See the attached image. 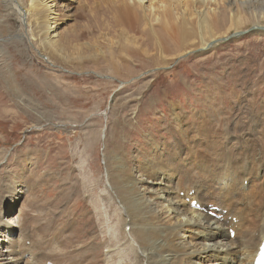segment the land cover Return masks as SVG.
I'll return each mask as SVG.
<instances>
[{
  "label": "rangeland",
  "instance_id": "rangeland-1",
  "mask_svg": "<svg viewBox=\"0 0 264 264\" xmlns=\"http://www.w3.org/2000/svg\"><path fill=\"white\" fill-rule=\"evenodd\" d=\"M233 1H209L212 11L227 7V18L215 27L220 29L214 31L217 38L213 44L217 46L202 53L195 50L183 56L175 55L172 65L166 68L150 66V56L131 63L118 49L114 52L109 49L105 52L107 64L102 61V64H94V68L100 67L96 70L91 68L92 65L82 70L72 67L74 72L58 67L53 70L40 52L19 43L18 38L3 39L6 51L3 66L12 67L14 72L6 71L9 76L6 79L0 74V156H7L0 165V201L4 197V206L12 208V214L20 220L21 230L31 229L32 239L26 241L28 247L10 248L22 255V264H33L32 253L41 250L44 257L39 256L37 259L41 260L34 264H107L108 231L115 218L106 222L99 202L100 199L101 203L103 201L101 188L107 186L106 163L112 157L109 153L124 154L129 168L133 169L159 152L167 154L168 161L173 157L171 144L178 138L181 143L184 141L182 145L187 142V136H183L177 127L176 114H184V124L193 126L191 135L198 140L196 130L215 124L216 120L218 123L227 121L239 113L241 104L244 108L249 100L246 93L251 83L244 79L241 70L245 64L241 63L248 60L251 69H256L252 72L256 77L264 74V34L251 31L256 24L264 26V21L258 23L257 19H252L249 7L232 4ZM57 2L60 36L68 34L70 45L77 43V35L82 40L99 42L101 33L110 40L117 36V31L109 27L112 21L106 24L111 31L95 26V18L90 16L95 0H91L88 8L84 7L87 12L81 9L83 0ZM66 2H69L68 7H64ZM238 13L243 14L242 23L238 25L244 32L234 38L235 28L224 29L229 27L226 22L230 18L236 25L234 16L238 18ZM16 22V18L10 20L12 31L19 29ZM132 34L137 38L140 36ZM143 44L151 50L148 43ZM97 56L95 63L100 57ZM108 63L112 65L109 67ZM127 64H131L132 69L129 75L123 69ZM230 73H235L236 77L227 80ZM134 76L138 77L132 79ZM252 88L257 89L256 105L261 113L264 79L253 83ZM102 128L107 137L105 133L102 137L99 135ZM152 137L162 147L159 152L153 151ZM184 151L185 154L179 157L185 158L184 164L188 163L190 169L195 170V184H200V170H196L199 156L212 155L214 151L208 150L209 154L198 146L186 147ZM22 156L25 160L20 161ZM80 161L85 162L81 165ZM8 177L15 183L16 190L22 189L29 196L25 193L19 200H15V194L7 196L2 183ZM169 178L167 175L166 180ZM188 186L194 184H188L185 192ZM178 199L175 201L179 203ZM179 237L188 240L185 229L180 230ZM98 244L100 247L95 250ZM5 253L7 258L12 256L11 252ZM17 253L14 254L19 256ZM236 259L241 264L244 261L239 256ZM246 263L250 264L248 260Z\"/></svg>",
  "mask_w": 264,
  "mask_h": 264
},
{
  "label": "bare ground",
  "instance_id": "bare-ground-1",
  "mask_svg": "<svg viewBox=\"0 0 264 264\" xmlns=\"http://www.w3.org/2000/svg\"><path fill=\"white\" fill-rule=\"evenodd\" d=\"M209 1L95 0L94 7L92 11L90 10V16L95 18L93 20L95 26L104 31H111L113 28L117 31V36L110 40L106 34L101 33L102 39L99 42L82 40V37L77 35V43L70 45L68 34L60 36V19L58 15L56 16V5L59 3L57 0H0V74L6 79L9 77L6 71L14 72L12 67L3 66V56L6 54L3 39H10L9 37H16L19 43L23 42L40 52L53 70L58 67L74 72L75 66L82 70L91 65L93 66L91 68H94V64H107L105 52L109 49L113 52L118 49L122 56H128L131 63L141 62L140 58L150 56V66L169 67L175 55L183 56L195 50L202 53L217 46L213 44L217 38L214 34L215 27H219L221 20L227 18L225 12L227 7L212 11ZM83 2L81 9L87 12L84 7L88 8L91 0ZM233 3L236 5L238 3L244 8L249 7L252 19H257L258 23L260 20L264 21V0H234ZM68 5L69 2H66L64 7ZM237 16L238 18L234 16L237 19L236 25L231 23L230 18L226 22V26L228 24L229 27L224 31L232 28L237 30L234 33L243 31L238 25L242 23L243 14L238 13ZM13 18L18 22L17 31L11 29L10 20ZM107 22H111L109 24L111 29L106 27ZM251 31L264 34V26L256 24ZM132 33L140 35L139 38ZM144 42L149 44L151 50L146 44L147 48L143 47ZM96 55L100 56L99 58L97 56V63L94 62ZM108 64L109 67L112 65ZM241 64H245L241 73L251 84L246 93L249 96V103L244 104V108L241 104L237 115H232L227 121L220 123L216 120L215 124L206 125L204 129L199 128L196 130L199 138L195 140L191 135L193 126L184 124L186 121L183 113L176 114L177 127L183 136H187V142L182 145L184 141L181 143L179 138L176 139L171 144L173 157L168 161L167 154L159 152L162 147L157 144L154 137L153 151L159 152V155L154 154L150 161L142 162L134 169L129 168L124 154L109 153L112 157H109L108 164L105 162L107 186L101 188L103 201L101 203L100 199L99 202L105 221L111 222V218H115L110 226L107 224L109 226V245L105 250L107 264H241L237 261V256L244 259L242 264H247V260L254 264V257L261 246L264 234V107L261 113H258L257 89H253L252 85L263 80L264 74L260 76L261 78L256 77L252 73L256 69H251L248 60ZM116 66L119 67L118 64ZM130 68L131 64L124 65L125 74L131 73ZM235 73H230L227 80L231 76L236 77ZM137 77L134 76L132 79ZM7 84L12 85L8 82ZM14 91L16 92V89ZM104 133L106 136L104 128L99 130L101 137ZM194 143L196 144L193 146ZM196 146L202 148V151H214L212 155L199 156L196 170H200V184H195L196 178L193 175L195 170L190 169L188 163L184 164L185 158L179 157L185 154L186 147ZM105 157L107 158V154ZM6 158V154L5 157L0 156V165H3ZM19 160L25 159L23 157ZM84 162L80 161L81 165ZM167 175H170L169 181L166 180ZM11 181L8 177L2 183L6 187L4 191L8 193L7 196L15 194V200L22 199L27 192L22 189L16 190L15 183ZM188 184L194 186H188L185 192ZM178 196L185 204L182 199L177 198ZM2 200L0 264H22L20 258L22 255H19L16 249L10 248L18 245L28 247L26 241L32 239L31 229L21 230L20 220L12 214L11 207L4 206V197ZM193 202L202 210L197 209ZM182 229H185L188 236L187 241L179 237ZM231 232H235L233 237ZM98 247L99 244L95 250ZM7 251L12 254L10 258L5 257ZM33 256L34 261L39 260L40 258L37 259L39 256L44 257L43 251L32 253L31 258Z\"/></svg>",
  "mask_w": 264,
  "mask_h": 264
}]
</instances>
